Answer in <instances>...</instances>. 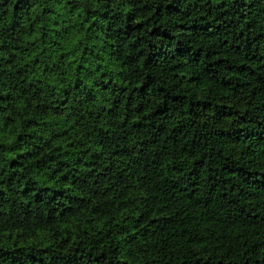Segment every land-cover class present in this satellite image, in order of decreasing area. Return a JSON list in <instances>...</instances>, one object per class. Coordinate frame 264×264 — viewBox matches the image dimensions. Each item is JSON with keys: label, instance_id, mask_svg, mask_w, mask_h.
I'll list each match as a JSON object with an SVG mask.
<instances>
[{"label": "trees", "instance_id": "trees-1", "mask_svg": "<svg viewBox=\"0 0 264 264\" xmlns=\"http://www.w3.org/2000/svg\"><path fill=\"white\" fill-rule=\"evenodd\" d=\"M0 264H264V0H0Z\"/></svg>", "mask_w": 264, "mask_h": 264}]
</instances>
